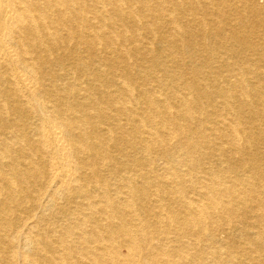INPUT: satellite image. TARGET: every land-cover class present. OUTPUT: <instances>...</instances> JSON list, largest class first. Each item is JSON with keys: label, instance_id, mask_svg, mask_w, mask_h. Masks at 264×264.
Returning <instances> with one entry per match:
<instances>
[{"label": "bare ground", "instance_id": "bare-ground-1", "mask_svg": "<svg viewBox=\"0 0 264 264\" xmlns=\"http://www.w3.org/2000/svg\"><path fill=\"white\" fill-rule=\"evenodd\" d=\"M0 264H264V0H0Z\"/></svg>", "mask_w": 264, "mask_h": 264}]
</instances>
